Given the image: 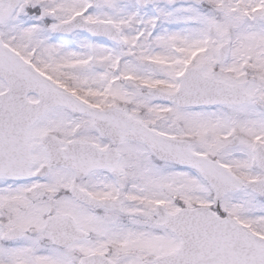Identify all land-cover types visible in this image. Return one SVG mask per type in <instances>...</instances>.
Returning <instances> with one entry per match:
<instances>
[{"label": "snow or ice", "instance_id": "6c2138e0", "mask_svg": "<svg viewBox=\"0 0 264 264\" xmlns=\"http://www.w3.org/2000/svg\"><path fill=\"white\" fill-rule=\"evenodd\" d=\"M0 264H264V0H0Z\"/></svg>", "mask_w": 264, "mask_h": 264}]
</instances>
